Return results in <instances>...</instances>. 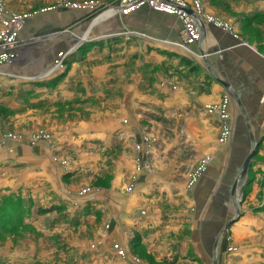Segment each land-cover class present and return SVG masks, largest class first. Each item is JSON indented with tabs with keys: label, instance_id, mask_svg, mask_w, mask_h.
Here are the masks:
<instances>
[{
	"label": "rangeland",
	"instance_id": "1",
	"mask_svg": "<svg viewBox=\"0 0 264 264\" xmlns=\"http://www.w3.org/2000/svg\"><path fill=\"white\" fill-rule=\"evenodd\" d=\"M22 1L0 0V27L7 25L5 35L8 32L6 38L0 35V49L8 44L0 53V264H108L112 255L102 252L114 247L123 256L127 252L134 264H157L135 238L138 225L129 224L130 217L120 205L132 198L140 178L158 174L150 160L154 154V158L172 161L176 139L180 160L186 161H180L184 172L179 178L196 187L195 206L187 210L223 219L207 224L211 233L222 231L232 221L222 234L227 232L237 222L233 220L234 203L239 211L240 198L244 200L246 187L251 186L247 171L243 188L242 182L237 184L233 201L231 187L250 144L245 136L239 142L241 107L229 85L224 87L221 105L212 106L228 125L220 126L217 138L223 151L226 147V155L192 158L193 148L182 124L190 115L170 105L177 84L170 58L159 63L152 55L155 52L147 53V48L169 55L177 50L156 42L168 41L163 40L158 24H145L144 19L141 25L139 16L126 21L122 12L113 13L122 4L135 7L136 0ZM155 1L141 0L143 5L129 15L146 7V11L167 16V26H176L171 19L174 12L161 11ZM243 1L239 0L237 13L231 3L216 0H206V12L201 0L195 7H201L197 17L224 21L249 43H262L264 17L252 21L253 12L243 15L247 4ZM186 6L182 11L195 15ZM195 25L198 40L203 26ZM12 43L21 44L19 59L1 62L14 50ZM188 48L194 53L192 63L199 65L195 52ZM162 91L169 98H161ZM156 101L159 105L140 112L139 105ZM242 111L249 121L252 113L245 107ZM129 133L132 138L126 135ZM123 143L126 145L121 147ZM130 151L134 154L131 174L116 176L113 164ZM83 198L101 204L82 220L74 219L71 201ZM130 203L134 216L146 214L138 201ZM219 224L221 229H217ZM123 229L131 232L126 235L127 251L110 241L113 237L120 241ZM102 243L103 249H97Z\"/></svg>",
	"mask_w": 264,
	"mask_h": 264
},
{
	"label": "crops",
	"instance_id": "2",
	"mask_svg": "<svg viewBox=\"0 0 264 264\" xmlns=\"http://www.w3.org/2000/svg\"><path fill=\"white\" fill-rule=\"evenodd\" d=\"M26 1L31 4L34 3L32 0H23L22 2ZM184 1L190 4L185 2L188 5L186 7L191 8L190 10L196 16H198L197 14L201 15L197 12V10L201 12V7L195 8L201 0L198 4H196L198 0ZM216 1L231 3L232 6L236 7V12L239 13V0ZM203 2V10L206 11V0ZM243 3L247 4L242 13L243 15H251L249 13L253 12L252 21L264 17V0H244ZM193 5L195 6L193 7ZM145 8H142V12L137 11L133 15H129L132 12L121 14L123 18H126V21L132 16H139L137 23L141 25L144 23V19H146L145 24H158L157 27L162 28L163 40H168L167 42L170 43L181 42L180 33L183 25L175 15H171V19L176 26L171 27L166 25L167 16L146 11ZM110 15L113 14L110 13ZM146 15H148L147 18L144 17ZM220 21L214 23L208 18L201 19L203 26L201 37L189 45L195 52L199 65L192 63L194 57L185 55L180 49H176L177 51H173L169 55L164 54L163 50L147 48V53L155 52L152 55L158 58L159 63H164V59L170 58L168 64L170 61L173 65V75H175L174 78L177 83L173 89L170 105L176 106L180 112L186 111L187 115H190V118L187 121L184 120L182 124L185 127L188 145H192L193 148L192 158L200 159L204 155L217 158V156L226 155V147L223 151L218 146L220 143L217 138L220 126L227 127L228 125L225 123V118L219 119L221 112L212 111L213 105H221L222 100L225 99L224 87H228L226 83L230 87H228L230 92L236 93L234 94L235 101L239 102L241 110L245 107L248 114V111L252 113L249 122L245 120L244 112L243 114L240 112L239 126V142L242 136H245L248 141H250V136L256 141L259 138L262 139L258 158L256 156L257 159L252 162L248 169L250 175L248 182H251V186L249 189L248 186L246 187L247 193L244 194V200L241 201L242 197L240 198L241 208L237 222L227 232L220 235L216 242L221 230L211 233L207 229V224L211 221L221 223L223 219H217L213 216L210 219L204 214L196 215L193 208L187 210L195 206L196 187L187 186L186 180H183V177L179 178L181 174L183 176L184 172V169L180 167V161L183 163L186 161L183 160L185 158L180 160L181 156L178 152L180 144H177V139L172 145L173 148L177 149V152H174L175 155L170 163L158 157L154 158L156 154L152 156L151 150L152 157L150 160L156 167L158 174H155L156 176L153 178L147 176L140 178L139 188H134V192L131 194L132 198L127 202L123 200V204L120 206L124 207L121 208L123 213L129 215V224L132 225L134 222L138 225L135 228L137 235L135 238L139 240L141 245L146 246L147 253L152 255L157 264H212L213 254L215 264H264V157L262 158L264 153V52L261 50L264 49V42L249 43L244 36L241 37L237 34L236 29L230 26V22V25L227 26L223 23L224 21ZM223 24L226 27H222ZM136 31L141 30L136 29ZM161 98L166 100L169 98V93L162 91ZM155 104L159 105L157 101L151 105H139L140 112L143 113L142 108H153L156 106ZM191 110H193V114L189 113ZM262 117L263 119H261ZM177 125L181 126L180 123ZM177 125L175 124L174 127H179ZM125 131L128 130L125 129ZM126 135L131 137L130 133ZM125 145L123 143L121 147ZM129 154L126 156L127 159L125 155H123L124 159L118 157L113 164L116 176L131 174V157L134 154L132 151ZM248 182L246 181V183ZM84 199L83 201H71L72 208H70L73 209L72 217L74 219L80 218L78 220H82L85 215L91 214L92 210H97L101 204L96 199ZM132 199L139 202L140 209H145L142 210L146 212L143 214L144 216L138 217V215L132 214V203H130ZM114 211L119 212V209ZM110 218L115 221L113 217ZM114 223L119 225L118 222ZM221 226L219 224L217 229H221ZM129 233L131 232L123 229L120 241H117L116 237H113L114 240H109L113 241L115 245L118 244L122 251H127L126 235ZM103 247L104 243L97 249L102 250ZM113 249L115 250L110 249L109 251L107 248L108 252H102L112 255L108 264H134L131 258L126 256L127 252L123 256L116 251V247Z\"/></svg>",
	"mask_w": 264,
	"mask_h": 264
},
{
	"label": "built area",
	"instance_id": "3",
	"mask_svg": "<svg viewBox=\"0 0 264 264\" xmlns=\"http://www.w3.org/2000/svg\"><path fill=\"white\" fill-rule=\"evenodd\" d=\"M125 1H127V0H124V3H125ZM136 3H137V5L135 7H131L129 4H127V6H123V4H122L120 6L122 8V10H119V12H122V13L131 12L135 9H138L141 5H143V3L140 4L141 0H136ZM182 4L183 3L181 0H158V1H155V4H154L155 7L159 8L161 11L167 10V11L174 12L175 16L176 15L181 16L178 18L183 24V27H182V30L180 33V37H181L180 43L179 42L178 43H174V42L170 43L167 41H163V42L156 41V42L160 45H166V46H171L175 49H180V50L185 52V55H187L189 57H193L191 50H189L188 47L197 38V29L198 28L196 27L195 22L199 26L201 23V19L199 17H197L196 15H191L190 13H186V11H182V8L185 9L184 6H186L184 4H183L184 5L183 6ZM197 15L200 16V14H197ZM18 22H19V20H18ZM18 22L16 20L15 24ZM6 26L7 25H4V28L0 27V35L3 36V38H6V35H8L7 34L8 32H6V35L4 33ZM12 44L15 45L14 46L15 48L12 51L11 55H8V57H5V58H1V62L7 63V64L14 63L17 56L21 54L20 53V52H22V47H20L21 44L20 43L17 44L19 46H17L16 43H12ZM3 47L4 48L0 49V53L7 50L6 48H8V44H3Z\"/></svg>",
	"mask_w": 264,
	"mask_h": 264
},
{
	"label": "water",
	"instance_id": "4",
	"mask_svg": "<svg viewBox=\"0 0 264 264\" xmlns=\"http://www.w3.org/2000/svg\"><path fill=\"white\" fill-rule=\"evenodd\" d=\"M119 10H122L121 7H118V11ZM226 86V85H225ZM227 87V86H226ZM228 88V87H227ZM241 113L243 114V111L241 110ZM250 136V135H249ZM249 143H250V150L248 152V154L246 155L242 165H241V168H240V171H239V174H238V177L237 179L233 182V185L231 187V198L233 199V201H235V190H236V187H237V184L242 182L244 179H245V176H246V173L249 169V167L251 166V161L253 159V157L255 156L256 154V151L257 149L261 146L260 144V141L262 140L261 138H259L257 141L255 139H253L251 136L249 138ZM234 211H235V218L233 220H237L239 218V211H238V206L235 205L234 203ZM232 223V221L230 223H228L225 227L222 228V231L218 234V238L216 240V242L218 241L220 235L222 234V232L226 231L227 228L230 226V224ZM215 247H216V243H215V246L213 248V250L215 251ZM214 253V252H213ZM213 262L212 264H215V256L213 254Z\"/></svg>",
	"mask_w": 264,
	"mask_h": 264
},
{
	"label": "bare ground",
	"instance_id": "5",
	"mask_svg": "<svg viewBox=\"0 0 264 264\" xmlns=\"http://www.w3.org/2000/svg\"><path fill=\"white\" fill-rule=\"evenodd\" d=\"M118 12H119V11H118V9H116V10H114V12H113V13H114V14H115V13L117 14ZM113 13H111V14H113ZM177 19H178V18H177ZM18 59H19V57L17 56V58H16L15 62H16Z\"/></svg>",
	"mask_w": 264,
	"mask_h": 264
},
{
	"label": "trees",
	"instance_id": "6",
	"mask_svg": "<svg viewBox=\"0 0 264 264\" xmlns=\"http://www.w3.org/2000/svg\"><path fill=\"white\" fill-rule=\"evenodd\" d=\"M16 226H17V224H16Z\"/></svg>",
	"mask_w": 264,
	"mask_h": 264
}]
</instances>
